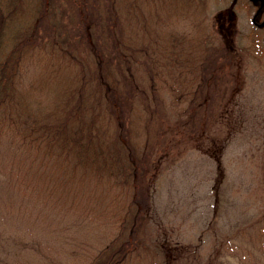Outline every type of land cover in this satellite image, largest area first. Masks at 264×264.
<instances>
[{
	"label": "rangeland",
	"instance_id": "374dc122",
	"mask_svg": "<svg viewBox=\"0 0 264 264\" xmlns=\"http://www.w3.org/2000/svg\"><path fill=\"white\" fill-rule=\"evenodd\" d=\"M160 1L43 0L38 18L65 39L55 74H80L68 52L92 61L111 51L102 67L123 75L112 98L131 97L115 116L134 127L144 173L124 186L91 176L77 194L56 195L19 133L0 123V264H88L124 238L119 219L140 185L146 217L123 264H264V3L256 15L252 0ZM38 42L24 51L46 55L45 33ZM23 64L20 87L40 72Z\"/></svg>",
	"mask_w": 264,
	"mask_h": 264
},
{
	"label": "trees",
	"instance_id": "16d2710c",
	"mask_svg": "<svg viewBox=\"0 0 264 264\" xmlns=\"http://www.w3.org/2000/svg\"><path fill=\"white\" fill-rule=\"evenodd\" d=\"M235 1L231 0V4ZM160 2L191 5L190 0ZM44 6L43 0H25V3L22 0H0V123H7L22 135L23 138L17 134L36 157L33 169L41 186L53 190L56 195L77 194L91 176L113 177L122 186L134 182L135 176L140 181L144 171L135 169L139 156L134 127L124 125L122 120L123 127L119 123L122 117L115 116L131 106L128 101L131 97L128 94L124 97L116 91L119 95L113 100L110 85L123 75L114 78V75L106 74L108 71L105 72L104 68L105 59L108 64L112 58L111 51L108 55L107 49L105 53H95L92 61L68 52L69 59L80 66V74L62 69L55 74L51 66L55 67L54 56L63 51L65 39L48 35L47 26L42 18H38ZM262 7L258 4L256 15ZM111 11L109 8L108 12ZM78 16L80 28L88 25L85 16L82 17L81 13ZM42 33L49 39L50 49L46 55L42 51L25 52L24 46H29L31 51L43 47L38 42ZM105 55L107 57L104 58ZM28 59L35 61L40 72L28 86L20 87L14 82V77ZM37 93L39 100L35 96ZM119 106L120 111H117ZM38 114L40 117H37ZM20 115L29 118L23 120ZM111 119L115 123L114 131H109ZM104 120H107V125ZM49 160L60 165L59 171L49 165ZM142 186H138L135 194L132 193L131 202L119 219L121 229L125 231L124 238L117 239L119 244L106 245L88 264H123L125 255L138 239L135 231L146 217L145 211H142L144 207L138 212L136 207L138 203L142 204ZM95 198L100 205L106 204L99 194Z\"/></svg>",
	"mask_w": 264,
	"mask_h": 264
},
{
	"label": "water",
	"instance_id": "95a60500",
	"mask_svg": "<svg viewBox=\"0 0 264 264\" xmlns=\"http://www.w3.org/2000/svg\"><path fill=\"white\" fill-rule=\"evenodd\" d=\"M260 2H261V4H263L264 3V0H260Z\"/></svg>",
	"mask_w": 264,
	"mask_h": 264
},
{
	"label": "flooded vegetation",
	"instance_id": "af4514ba",
	"mask_svg": "<svg viewBox=\"0 0 264 264\" xmlns=\"http://www.w3.org/2000/svg\"><path fill=\"white\" fill-rule=\"evenodd\" d=\"M258 24H260V23H258Z\"/></svg>",
	"mask_w": 264,
	"mask_h": 264
}]
</instances>
